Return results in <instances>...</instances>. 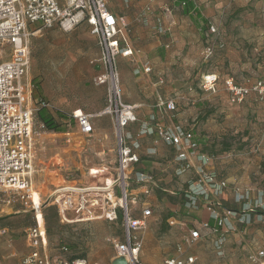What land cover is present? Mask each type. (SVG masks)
Wrapping results in <instances>:
<instances>
[{
	"label": "rangeland",
	"instance_id": "1",
	"mask_svg": "<svg viewBox=\"0 0 264 264\" xmlns=\"http://www.w3.org/2000/svg\"><path fill=\"white\" fill-rule=\"evenodd\" d=\"M199 2L198 9L186 14L177 0H135L128 4L110 0L114 11L131 21L132 30L138 27L142 32L141 39H133L132 58L118 60L120 88L126 104L141 105L139 114L136 113L140 123L154 122L166 128L182 125L193 132L199 142L198 153L211 158L206 173H215L219 181L226 182L225 195L217 200L226 202L237 215L231 220L233 228L225 234L224 255L218 253L211 235L192 247L185 246V254L195 255L198 264H251L252 254L264 249V104L250 96L243 104L233 105L224 81L230 77L240 84L264 80V0ZM147 6L153 8L156 15L153 21L159 27H153L148 17L146 23L140 17ZM166 7L174 9L172 17L165 12ZM166 15L179 24L176 31L165 32ZM207 23L215 25L216 34L209 35ZM147 28L154 31L148 33ZM27 33L31 61L26 81H31L32 105L36 110L32 136L33 190L51 219L48 254L53 259L84 256L100 264H113L116 256L113 242L121 234L120 223L104 219L65 223L59 216L56 224L53 219L58 210L55 193L63 186L66 172L72 173V183L83 184L88 178L87 170L98 163L92 142H85L81 151L76 150L80 145L77 136H73L76 123L63 116L80 109L97 115L109 107V84L100 81L106 72L99 39L86 24L70 32L29 26ZM208 45L214 52L209 58L205 53ZM11 56L10 49L0 51V63ZM141 64L152 68L151 75L135 74L134 69ZM213 73L220 76L218 90L214 94L205 93L200 82L204 75ZM159 96L174 100L178 110L158 112ZM41 107L49 109L60 126L58 131L47 129L36 118ZM95 122L97 135L103 134L99 138L109 139L105 145L100 144L106 149L105 160L101 161H110L118 156L113 119L104 116ZM132 129L137 133L139 126L133 125ZM67 133L75 140L72 144L64 137ZM153 138L143 140L141 165L164 190H152L159 203L173 200L176 212L166 211L162 219L142 233L144 244H148L142 263L147 257L159 256V248L167 252L164 259L177 252L184 231L174 229L169 224L170 218L179 216L192 228L199 227L208 214L205 197L194 196L197 209L193 200L185 198L190 186L201 180L196 170L198 162L196 168L178 176L174 149L163 142L155 145L157 137ZM152 148L156 149L154 155ZM60 161L63 166H56ZM92 173L90 179L97 175L95 170ZM237 194L244 199L236 201ZM152 210L153 215L158 214L156 209ZM0 219L8 229V234L0 237V257L6 264H21L30 252L26 230L33 225L32 214L17 195L0 192ZM63 247L69 248L67 255L62 253Z\"/></svg>",
	"mask_w": 264,
	"mask_h": 264
},
{
	"label": "built area",
	"instance_id": "2",
	"mask_svg": "<svg viewBox=\"0 0 264 264\" xmlns=\"http://www.w3.org/2000/svg\"><path fill=\"white\" fill-rule=\"evenodd\" d=\"M126 4L135 0H123ZM157 1V0H153ZM183 10L193 6L195 11L200 7L199 0H177ZM151 12L149 6L140 17L146 23L147 14ZM168 16L172 17L174 9L165 8ZM81 24H86L91 33L98 37L102 50V64L106 74L100 77L101 83L109 84V107L97 115L87 114L83 110L75 111L72 120L82 133L90 135L95 132L92 121L97 117L110 116L115 125L117 163L113 171H108L109 183L99 185L66 184L58 189L55 205L59 216L65 223H84L104 219L110 223L121 224V234L114 240L115 258L122 257L127 264H143L141 252L144 246L142 233L149 227V220L153 216L152 208H145L140 216H136L133 207L134 186L141 188L142 193L149 195L157 187L153 177L134 171L140 162L138 151L143 140L157 137L159 142L172 147L175 151V162L179 167L178 176H183L191 168H196L201 177L199 183L190 186L188 199L194 196L205 197L210 219L215 221L211 226L209 221H202L199 227L188 226L187 221L173 217L169 220L172 227H179L184 231L182 242L177 246L179 256L169 257L164 264H197L194 255L185 254L184 247H192L202 238L209 235L217 237L216 249L224 255L226 243L225 234L233 228L231 222L237 215L235 211L227 210L221 200L227 190L226 182L218 180L215 173H206V166L211 162L208 155L198 153L199 142L193 132L182 125H171L166 128L159 124H141L138 132L132 126L138 123L137 106L126 104L120 88L119 58H131L132 49L123 46V35L128 33L129 23L118 15L110 0H0V51H12L11 59L0 63V192L17 195L32 214L33 226L26 230V240L30 253L24 257L21 264H100L91 262L88 258L53 259L48 254L49 241L44 210L41 202H36L33 191V157L32 136L34 130V114L32 105L31 81L27 83V73L30 66V49L27 41L28 27L38 26L40 29L60 28L70 32ZM161 31V29H159ZM210 36L217 33L215 25L207 24ZM207 58L211 57L213 48L208 45L205 51ZM136 75L152 72L149 65L142 71L135 69ZM220 76L216 73L202 77L200 86L205 93L214 94L218 90ZM229 95V102L233 105L243 104L250 96L264 104V80L240 84L230 77L224 81ZM157 108L160 112L174 113L178 104L174 100L159 99ZM155 154L156 149H151ZM150 185V186H147ZM212 197L215 199L212 201ZM239 194L236 201L243 200ZM8 229L2 225L0 219V237L6 236ZM67 255L69 248L61 249ZM251 264H264V249L260 248L250 257ZM0 264L4 260L0 257Z\"/></svg>",
	"mask_w": 264,
	"mask_h": 264
},
{
	"label": "crops",
	"instance_id": "3",
	"mask_svg": "<svg viewBox=\"0 0 264 264\" xmlns=\"http://www.w3.org/2000/svg\"><path fill=\"white\" fill-rule=\"evenodd\" d=\"M151 9H152V12H150L149 14H147V17L149 18V21H151V24L153 25V27H159V25L156 26L155 21H153L154 20V17L156 15H154L155 13H153V11H154L153 8H151ZM122 17H124V16H122ZM165 18L168 20L167 24H165V27H164L165 32L166 33H170L172 30L173 31H176L178 29V27H179V24L175 20H172V18L168 17L167 15L165 16ZM126 21H128V23H129L130 26L128 28V33L125 32L124 35H123V42H122V44H123V46H126L128 48L130 47L132 49V52H133L134 51V41H133V39H135V41H138L139 39H141L140 38V35H141L142 32L139 30L138 27H136L134 30H132L131 21H129L127 19H126ZM152 30L150 28H147L148 33L149 32L152 33L154 31V30L153 31ZM132 55H133V53H132ZM125 61H127V60H125ZM143 68H144V65L141 64V65H137V67L135 69H139L140 71H142ZM142 75L144 76L146 74H142ZM161 83H163V82H161ZM157 85H159V84H156L155 86L157 87ZM158 99H162V98H160V96H159ZM133 105L137 106L136 113L139 114L138 110H139V108H140L141 105L140 106L137 105V104H133ZM77 111H81V109L80 110H77ZM147 112H150V111H147ZM158 112H160V111L158 110ZM97 118L99 119V118H103V117H97ZM96 120L97 119H94L92 121V123H94V126H95V132L93 134L87 135V134L82 133V131L80 130L79 126L76 124V135H73V136H77V138L79 140V144L81 145V146L80 145L77 146V149L76 150H80L81 151L82 148L84 147L85 142L86 143L87 142H90V143L92 142V144H93L92 148L93 149L95 148L94 149L95 150V154H96L97 159H98L97 160L98 161L97 166H94V167L89 168L87 170V176H88V178H87L86 182H84L83 184H75V182L72 183L71 182V179H70V176L72 175V173H70V171L66 172L67 175H66V179H64L63 186H65L66 184H71V185L73 184V185H78V186H81V187H83L85 185H95L96 186V185H99V184L102 185V184H105V183H109L110 182V178L108 176V171H113L115 169L118 156H115L114 158L111 157V160L110 161H104V162L101 161V160H105V157H103V155L106 154V149H104L105 147L103 148L102 145H105V142H108L109 139H108V136L107 135H106L105 138H107L108 141L106 139H104V141H103V139L99 138V137H102L103 134L100 135V136H99V134L97 135V133H98V127H97L96 122H95ZM151 123L152 124H155L154 122H148L147 124H151ZM141 124H145V123H141ZM73 136H71V134H69V133L65 134L64 137H66V140H67L68 144H72L73 141H75V140L72 139ZM148 138H153V137H148ZM100 144H102V145H100ZM32 151H33V142H32ZM61 159L62 160H65L64 157H61ZM33 165H34V159H33ZM56 166H58V167L63 166V162L60 161L59 163L56 164ZM93 170L96 171L97 175H96L95 178L90 179V177L93 175V173H92ZM34 172L35 171H33V174H34ZM33 188H34V175H33ZM134 188H135L134 189L135 190L134 191L135 194H134L133 207L136 208L135 215L136 216H140L141 215V211L143 209L150 208V207L156 209L155 210L156 211V214L158 213L157 215L154 214L150 218L148 229L156 222V220L162 219L161 216L164 215L165 213L167 214V212H174V213L176 212V204H174V201L173 200H171L170 202L168 201L167 203H165V202L164 203H162V202L159 203L158 197H156V195L153 193V191L155 190V188L153 189V191L152 190L150 191V194L149 195H145L144 193H142V189L141 188L138 189V187H136V186H134ZM153 212H154V210H153ZM207 212H208V210H207ZM173 217H175V216H173ZM206 217L207 218L204 219V221L205 220L206 221H209L210 225L211 226H214L215 225V221L212 220V219H210L209 212L206 215ZM172 218H170V219H172ZM175 218H177V217H175ZM177 219H179V218H177ZM1 223L3 225V221H1ZM173 228L176 229V230L179 229V227H176V226L173 227ZM149 237L150 236H147V240H148ZM213 237H214L215 242H216L217 237H215V236H213ZM143 238H144V236H143ZM145 240H144V242H145ZM28 246H29V244H28ZM144 246H145L144 247L145 249L141 252V259H142V261H143V256H145L144 254L146 253V250H147L146 248H147L148 244L145 243ZM225 249L226 248H224V250ZM157 251L160 254L159 256H157L155 259L154 258L147 257L146 260L144 259L145 260L144 261L145 263L144 262L143 263L144 264H164V262L169 257L179 256V253L178 252H174L173 254L169 255L166 259H164L163 257H164L165 254H167V252H164L161 248H159ZM91 262H93V261H91ZM4 264H6V263L4 262ZM197 264H198V258H197Z\"/></svg>",
	"mask_w": 264,
	"mask_h": 264
},
{
	"label": "trees",
	"instance_id": "4",
	"mask_svg": "<svg viewBox=\"0 0 264 264\" xmlns=\"http://www.w3.org/2000/svg\"><path fill=\"white\" fill-rule=\"evenodd\" d=\"M186 10V14H190V12L191 11H194L193 10V6H190V8H187V9H185ZM198 16H199V18L200 19H202L204 22H208L206 19H204L202 16H200V14H198ZM208 24V23H207ZM36 91V90H35ZM38 92L36 91V94H37ZM74 113V112H73ZM73 113H72V115H73ZM72 115H64L63 116V118H68V120L69 121H73L72 120ZM36 118L37 119H39L41 122H42V124H44L45 126H46V128L47 129H49V130H51V131H58V129L60 128V126L58 125V124H56V122H55V120H54V118L52 117V115L50 114V112H49V109L48 108H46V107H41L39 110H38V112H37V114H36ZM135 125H138V126H140L141 125V123H136ZM194 134V133H193ZM195 136V135H194ZM197 138V137H196ZM152 139H154V138H152ZM142 147H143V142H142ZM142 147H141V149L138 151V154L140 155V151L142 150ZM153 149V148H152ZM151 154V153H150ZM151 155H154V154H151ZM142 156L140 155V162L138 163V164H136V166H135V169H134V171H135V173L136 172H139V173H142V174H144V175H146V176H151V177H154L151 173H148L147 171H146V169H144L143 167H142ZM178 167H179V165H177ZM157 184V183H156ZM156 189H160L161 191H163L164 192V190L162 189V188H160V187H158V185H157V187H155ZM186 196V195H185ZM185 198H187V196L185 197ZM223 204H224V206H225V208L227 207L228 208V204L226 203V202H223ZM226 208V209H227ZM58 209V208H57ZM53 210V208H51V211ZM227 210H230L229 208L227 209ZM235 211V210H234ZM59 212H58V210H56V212H54L53 213V219L55 220V223L57 224L59 221H60V218H59ZM44 216H45V224L47 225V233H49L50 231V228H51V219H50V217H49V215H47V213H46V211L44 210ZM175 217H177V218H179V219H182L181 217H179V216H175ZM32 224H33V222H32ZM34 225V224H33ZM32 225V226H33ZM72 258H86V257H84V256H81V257H78V256H73Z\"/></svg>",
	"mask_w": 264,
	"mask_h": 264
},
{
	"label": "water",
	"instance_id": "5",
	"mask_svg": "<svg viewBox=\"0 0 264 264\" xmlns=\"http://www.w3.org/2000/svg\"><path fill=\"white\" fill-rule=\"evenodd\" d=\"M113 264H127L126 260L122 257L115 258V261Z\"/></svg>",
	"mask_w": 264,
	"mask_h": 264
},
{
	"label": "bare ground",
	"instance_id": "6",
	"mask_svg": "<svg viewBox=\"0 0 264 264\" xmlns=\"http://www.w3.org/2000/svg\"><path fill=\"white\" fill-rule=\"evenodd\" d=\"M34 191V198H35V201L36 202H39L40 201V199H39V197L37 196V191L36 190H33ZM57 193H59L58 191L56 192V194ZM40 194V193H39ZM41 197V196H40Z\"/></svg>",
	"mask_w": 264,
	"mask_h": 264
}]
</instances>
